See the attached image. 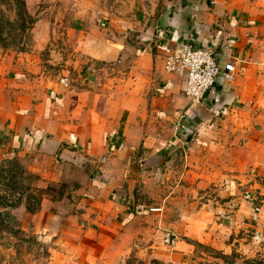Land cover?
Segmentation results:
<instances>
[{"label":"crops","instance_id":"1","mask_svg":"<svg viewBox=\"0 0 264 264\" xmlns=\"http://www.w3.org/2000/svg\"><path fill=\"white\" fill-rule=\"evenodd\" d=\"M76 1L65 27L71 54L62 62L58 51L51 56L63 68L51 75L36 64L13 70L9 84L16 89L0 105V155L25 161L49 182L69 180L71 170L83 176L80 192L92 197L91 222L102 226L98 220L118 213L109 200L115 178L133 174L141 161L145 168L165 164L177 140L164 142L155 128L175 130L178 147L210 125L211 133L225 136L244 126L258 129V123L264 128V0H134L130 10L110 18L96 0ZM183 41L221 48L219 65L234 66V81L220 78L200 105L164 70L166 56ZM220 175L211 173V181ZM229 195L218 201L227 214L234 201ZM254 202L246 201L250 208ZM259 203L257 235L264 217V200ZM84 226L86 234L94 232Z\"/></svg>","mask_w":264,"mask_h":264},{"label":"rangeland","instance_id":"2","mask_svg":"<svg viewBox=\"0 0 264 264\" xmlns=\"http://www.w3.org/2000/svg\"><path fill=\"white\" fill-rule=\"evenodd\" d=\"M133 2L96 0L108 18ZM76 3L0 0V105L16 89L9 79L18 66L36 64L44 75L63 68L51 56L58 51L62 62L71 54L65 27ZM258 126L225 136L211 133L210 125L184 138L182 147L175 130L155 128L164 142L177 140L171 154L165 164L145 168L141 161L133 174L115 178L109 200L118 213L107 209L102 226L87 217L93 202L80 192L83 176L71 170L69 180L49 182L25 161L0 155V264H264V217L257 235L254 208L264 200V128ZM150 170L156 175L147 176ZM211 173L221 175L211 181ZM228 193L230 214L218 203ZM251 198L253 208L246 203ZM85 224L94 232L86 234Z\"/></svg>","mask_w":264,"mask_h":264},{"label":"built area","instance_id":"3","mask_svg":"<svg viewBox=\"0 0 264 264\" xmlns=\"http://www.w3.org/2000/svg\"><path fill=\"white\" fill-rule=\"evenodd\" d=\"M164 70L183 81L184 96L195 105L209 100L220 78L224 82H232L235 79L233 64L220 66L214 50L195 47L185 41L179 43L176 52L166 56ZM104 162L105 158L101 160V163Z\"/></svg>","mask_w":264,"mask_h":264},{"label":"water","instance_id":"4","mask_svg":"<svg viewBox=\"0 0 264 264\" xmlns=\"http://www.w3.org/2000/svg\"><path fill=\"white\" fill-rule=\"evenodd\" d=\"M221 53H222L221 48H218L217 51L215 52V57L217 60L219 59V61L221 60V55H222Z\"/></svg>","mask_w":264,"mask_h":264},{"label":"trees","instance_id":"5","mask_svg":"<svg viewBox=\"0 0 264 264\" xmlns=\"http://www.w3.org/2000/svg\"><path fill=\"white\" fill-rule=\"evenodd\" d=\"M138 213V212H137Z\"/></svg>","mask_w":264,"mask_h":264}]
</instances>
